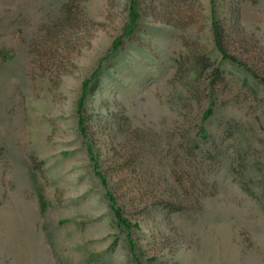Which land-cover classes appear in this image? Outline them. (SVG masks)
Instances as JSON below:
<instances>
[{"label": "rangeland", "instance_id": "374dc122", "mask_svg": "<svg viewBox=\"0 0 264 264\" xmlns=\"http://www.w3.org/2000/svg\"><path fill=\"white\" fill-rule=\"evenodd\" d=\"M0 264H264V0H0Z\"/></svg>", "mask_w": 264, "mask_h": 264}]
</instances>
